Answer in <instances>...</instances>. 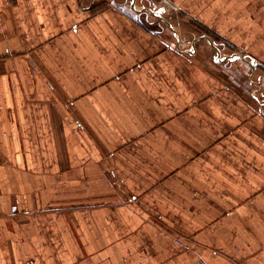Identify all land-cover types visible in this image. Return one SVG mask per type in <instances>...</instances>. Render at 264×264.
I'll return each mask as SVG.
<instances>
[{"label": "crops", "instance_id": "0c3cea01", "mask_svg": "<svg viewBox=\"0 0 264 264\" xmlns=\"http://www.w3.org/2000/svg\"><path fill=\"white\" fill-rule=\"evenodd\" d=\"M0 264H264V0H0Z\"/></svg>", "mask_w": 264, "mask_h": 264}]
</instances>
